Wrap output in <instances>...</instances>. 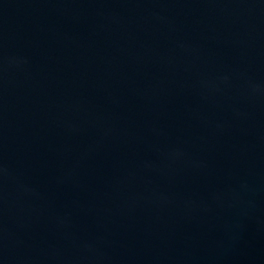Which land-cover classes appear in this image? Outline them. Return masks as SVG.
Here are the masks:
<instances>
[{
    "label": "water",
    "instance_id": "95a60500",
    "mask_svg": "<svg viewBox=\"0 0 264 264\" xmlns=\"http://www.w3.org/2000/svg\"><path fill=\"white\" fill-rule=\"evenodd\" d=\"M0 264H264V0H0Z\"/></svg>",
    "mask_w": 264,
    "mask_h": 264
}]
</instances>
